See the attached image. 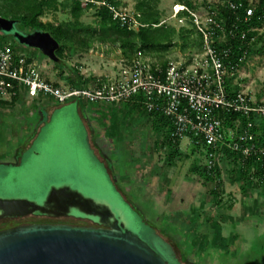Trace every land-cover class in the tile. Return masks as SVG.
Segmentation results:
<instances>
[{"label":"rangeland","instance_id":"obj_1","mask_svg":"<svg viewBox=\"0 0 264 264\" xmlns=\"http://www.w3.org/2000/svg\"><path fill=\"white\" fill-rule=\"evenodd\" d=\"M191 1L202 15L217 12L227 3ZM258 1L249 0L252 5ZM141 3L160 14V25L178 32L188 27V22L183 26L175 17V6L183 4L182 0H121L119 8L137 18ZM71 6L72 0H61L59 10L47 12L43 23L71 21ZM82 22L97 26L99 20L91 10ZM257 31L259 44L229 78L242 92L262 99L264 26ZM30 34L21 25L4 33L47 80L64 88H70L75 78L86 86L112 79L130 64L118 46L97 44L88 52H66L65 65L56 66L39 50L19 42L18 36ZM173 43L168 52L143 57L162 65L201 51L195 34L186 51L180 49L184 41L178 33ZM129 101L59 104L25 92L15 103H0V199L41 202L53 189L68 186L108 207L167 264H264V228L257 222L264 212V195H260L264 186L257 180L246 184L256 186L250 206L258 205L260 210L251 215L245 211V218L242 205L248 199L242 197L237 180L233 181L239 168L224 155L217 164L220 180L206 181L209 148L194 143L195 137L183 138L177 147L170 137L172 126L163 116L161 127L155 126L144 108L129 106ZM237 176L240 179V172Z\"/></svg>","mask_w":264,"mask_h":264},{"label":"built area","instance_id":"obj_2","mask_svg":"<svg viewBox=\"0 0 264 264\" xmlns=\"http://www.w3.org/2000/svg\"><path fill=\"white\" fill-rule=\"evenodd\" d=\"M81 1L97 8H108L113 20L122 27L138 30L143 26L134 16L107 0ZM228 6L232 10L238 9L233 2H228ZM253 12L254 9L249 7L247 18ZM218 15V11L210 10L202 15L185 4L176 5L178 22L185 26L190 21L202 36L201 51L188 59L169 60L165 66L145 59L144 54L138 52L118 76L81 88H64L47 80L38 66L28 62L29 57L6 40L5 32L0 29V99L11 100L25 92L53 98L59 104L86 100L91 104L118 105L134 99L146 112L158 113L171 124L170 137L174 142L195 137L196 144L209 148L208 170L217 166L225 150L239 153L246 159L264 157V145L258 144L253 133V120L244 125L236 119L232 126L224 125L223 119L228 114L248 119L264 118V98L257 99L241 90L232 92L228 89L227 81L236 69L229 61L231 51L215 47L217 38H225Z\"/></svg>","mask_w":264,"mask_h":264},{"label":"trees","instance_id":"obj_3","mask_svg":"<svg viewBox=\"0 0 264 264\" xmlns=\"http://www.w3.org/2000/svg\"><path fill=\"white\" fill-rule=\"evenodd\" d=\"M107 1L115 7H119L121 0ZM228 2L236 3L238 9L232 10L229 8ZM182 3L190 9H196L191 0H182ZM60 5L61 0H0V16L4 19L15 21V26L21 25V29L28 33L32 34L37 31L48 32L59 44V49L56 52V57L58 58L56 66L65 65L66 52H88L97 44L118 46L123 59L130 63L138 52H142L144 55L168 52L175 45L173 39L177 33L180 39L184 41L180 46L182 51H186L189 48L190 37L194 34L201 44V37L197 34L194 25L190 21H188V27H181L179 32L173 27L160 25V14L146 3H141L137 6L140 15L136 19L143 25L138 30L122 27L115 22L108 8H97L93 4H87L81 0H72L70 9L71 21L43 23L42 18L44 15L47 12H57ZM249 7H252L254 12L251 17L247 18V9ZM91 10L95 11L99 20L97 26L87 25L82 22V17ZM218 13L219 21L224 27L223 34H225V38L224 40L217 38L215 47L231 51L229 61L231 66L236 69L251 55L253 52L252 47H256L259 44L260 37L257 29L264 26V0H259L255 5L250 4L249 0H227L226 5L219 6ZM243 34H245V39H242ZM201 47L202 44L200 49ZM28 62L31 63L32 60L30 59ZM165 64V62L162 63V66H165ZM55 84L59 85L58 83ZM227 85L230 91H239V87L234 85L232 78L228 79ZM71 87L81 88L86 87V85L75 78ZM18 98L19 95L11 100L0 99V103L9 105L15 103ZM128 103L129 106L133 105L135 108H144L141 103L136 102L134 99ZM144 111L148 116L153 117V125L161 127L162 115L155 112L148 113L145 108ZM236 119H240L244 125L248 121L253 120L255 124L253 133L256 136V141L258 144L264 145V118L254 117L253 119H248L243 118L241 115L228 114L223 119L224 125L232 126V122ZM180 141L174 142L177 147L180 145ZM193 142L196 143L195 141ZM224 153L228 161H231L235 167L239 168L241 182L247 184L249 181L257 180L258 184L264 186V157L246 159L241 154L233 151L225 150ZM204 175L206 181L215 179L219 181L221 178L220 170L217 166L212 170L205 168Z\"/></svg>","mask_w":264,"mask_h":264},{"label":"water","instance_id":"obj_4","mask_svg":"<svg viewBox=\"0 0 264 264\" xmlns=\"http://www.w3.org/2000/svg\"><path fill=\"white\" fill-rule=\"evenodd\" d=\"M14 27L15 21L0 16L2 31L11 32ZM18 39L58 61L59 44L48 32L37 31ZM17 207L32 211L39 208L26 200L0 199L2 209ZM100 217V223L108 228L32 224L2 231L0 264H167L146 242L127 230L120 219L107 223L101 213Z\"/></svg>","mask_w":264,"mask_h":264},{"label":"flooded vegetation","instance_id":"obj_5","mask_svg":"<svg viewBox=\"0 0 264 264\" xmlns=\"http://www.w3.org/2000/svg\"><path fill=\"white\" fill-rule=\"evenodd\" d=\"M29 202L34 203L39 208L36 211L18 207L0 208V232L32 224H66L108 228V226L100 223V213L104 215L103 220L107 223L117 219L116 216L107 212L110 210L108 207L95 203L68 186L59 190L53 189L41 202Z\"/></svg>","mask_w":264,"mask_h":264},{"label":"crops","instance_id":"obj_6","mask_svg":"<svg viewBox=\"0 0 264 264\" xmlns=\"http://www.w3.org/2000/svg\"><path fill=\"white\" fill-rule=\"evenodd\" d=\"M94 84V83H93ZM235 174H239V171H236L233 175L235 176ZM236 175V177H234V179H233V181H236L237 180V182L239 183V186H240V190H241V192H242V197H244V195L246 196L245 198H247L248 199V204L247 205H242V208H243V210H244V217L246 218L248 215H251V213L252 212H254V213H256V212H258L260 209V206L258 207V205H256V207L254 208V207H252V206H250V200H252V193H254V191H257L256 190V186L254 187L253 186V188L252 187H249V185H246V184H244L243 182H241V180L239 179V177ZM248 188V190H247V192H245L246 191V189ZM221 189V188H220ZM243 189H245V191L243 190ZM222 192H223V190H222ZM249 193V194H248ZM260 195H264V191L261 193L260 192ZM220 200H221V197H220ZM247 201V200H246ZM257 202V204H258V201H256ZM247 203V202H246ZM231 209H233V208H231ZM231 209H229V210H231ZM232 211V210H231ZM231 211H229V212H231ZM245 211H247L246 213L248 214H246L245 213ZM228 212V216L226 217V220H230V219H232V218H230V213ZM261 214V213H260ZM256 215H258V214H256ZM243 217V218H244ZM261 217V218H260ZM259 217V221H257V222H262V223H260V225H261V227H260V225H259V227L260 228H264V212H262V215ZM242 218V217H241ZM240 218V219H241Z\"/></svg>","mask_w":264,"mask_h":264}]
</instances>
